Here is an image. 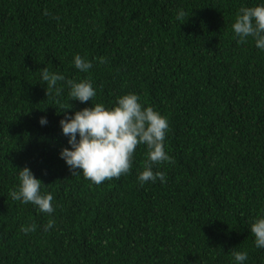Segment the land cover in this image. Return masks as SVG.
Wrapping results in <instances>:
<instances>
[{
  "label": "trees",
  "instance_id": "trees-1",
  "mask_svg": "<svg viewBox=\"0 0 264 264\" xmlns=\"http://www.w3.org/2000/svg\"><path fill=\"white\" fill-rule=\"evenodd\" d=\"M255 6L264 0H0V264H238L233 252L264 264L250 232L264 218V50L232 29ZM76 55L93 67L76 69ZM45 67L65 77L60 95H46ZM68 80L96 96L72 100ZM130 93L168 121L174 162L152 167L166 182L141 185L146 145L119 179L73 176L60 121ZM24 167L53 196L51 215L9 195Z\"/></svg>",
  "mask_w": 264,
  "mask_h": 264
},
{
  "label": "clouds",
  "instance_id": "clouds-1",
  "mask_svg": "<svg viewBox=\"0 0 264 264\" xmlns=\"http://www.w3.org/2000/svg\"><path fill=\"white\" fill-rule=\"evenodd\" d=\"M45 15H48L45 11ZM185 13L179 12L177 19H182ZM235 36L240 43H244L248 37H252L255 46L264 50V6L242 7L232 25ZM100 63H106L100 58ZM76 69L87 72L93 67L92 63L80 55L74 57ZM42 80L47 83L46 95L53 89L60 95L62 89L56 88L58 81H64L65 77L59 73L50 72L46 67L40 71ZM70 88L69 95L72 100L86 103L96 96L92 83L88 80L76 83L67 81ZM42 125L46 119L40 120ZM62 132L69 137L68 148L62 149L60 157L72 170V175L83 174V177L94 184H101L106 180L119 179L126 175L132 168L133 156L139 145L148 148L144 170L139 174L141 185L145 182H155L159 179L166 182L163 172H153L155 164L163 162L173 163L164 150V140L169 128L168 121L152 107H143L139 97L135 94H127L118 98L116 106L106 110L103 104L77 111L74 117L65 116L60 121ZM77 134L79 139H77ZM81 171H75V170ZM19 173L18 190L11 191L9 195L13 200L22 203H31L38 209L51 215L53 196L41 194L42 183L36 179L29 168L24 167ZM54 221L49 220L45 231L54 226ZM36 225L25 226L21 231L27 234L35 231ZM251 234L255 237L257 248H264V218H258L250 227ZM238 264L247 259L246 252H233Z\"/></svg>",
  "mask_w": 264,
  "mask_h": 264
}]
</instances>
